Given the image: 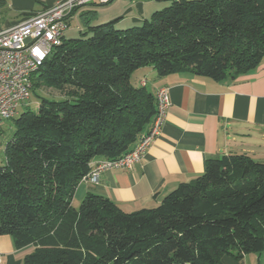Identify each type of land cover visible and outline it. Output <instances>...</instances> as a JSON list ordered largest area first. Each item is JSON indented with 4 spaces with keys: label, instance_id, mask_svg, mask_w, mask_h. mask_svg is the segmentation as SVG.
Segmentation results:
<instances>
[{
    "label": "trees",
    "instance_id": "obj_1",
    "mask_svg": "<svg viewBox=\"0 0 264 264\" xmlns=\"http://www.w3.org/2000/svg\"><path fill=\"white\" fill-rule=\"evenodd\" d=\"M171 1L141 27L86 21L33 77L39 104L14 120L0 165V236L34 247L22 264H223L264 252V163L247 154L209 160L152 209L127 213L96 193L73 205L97 159L129 153L151 128L157 100L141 70L234 81L264 62V0Z\"/></svg>",
    "mask_w": 264,
    "mask_h": 264
},
{
    "label": "crops",
    "instance_id": "obj_2",
    "mask_svg": "<svg viewBox=\"0 0 264 264\" xmlns=\"http://www.w3.org/2000/svg\"><path fill=\"white\" fill-rule=\"evenodd\" d=\"M57 1L0 0V29L41 13ZM133 2L138 7L136 15L133 8L117 13L110 7L102 14L83 17L102 6L81 8L71 18L70 28L73 23L81 31V24L90 20L97 24L120 20V28L129 22L139 24L146 16L145 3ZM130 15L133 17L129 18ZM141 76L148 86L152 85L155 95L160 88H170L171 106L160 135L133 169L105 171L99 184L81 181L73 200L75 207L88 193H96L127 213L152 209L180 185L202 176L213 158L247 154L264 163V62L234 81L188 74L159 79L152 68L141 70ZM102 160L97 159L94 164ZM33 250V246L19 250L12 238L0 236L2 264H22ZM223 264H264V252L245 255L241 260L226 255Z\"/></svg>",
    "mask_w": 264,
    "mask_h": 264
},
{
    "label": "built area",
    "instance_id": "obj_3",
    "mask_svg": "<svg viewBox=\"0 0 264 264\" xmlns=\"http://www.w3.org/2000/svg\"><path fill=\"white\" fill-rule=\"evenodd\" d=\"M114 0H58L56 4L13 26L0 29V124L15 119L20 106L30 99L33 77L62 44L75 11L92 6L107 5ZM157 112L153 124L129 153L112 160L98 162L82 180L99 184L108 170H131L142 160L157 136L160 135L171 106L170 88L156 93ZM2 127L0 126V137ZM0 264L2 258L0 257Z\"/></svg>",
    "mask_w": 264,
    "mask_h": 264
},
{
    "label": "rangeland",
    "instance_id": "obj_4",
    "mask_svg": "<svg viewBox=\"0 0 264 264\" xmlns=\"http://www.w3.org/2000/svg\"><path fill=\"white\" fill-rule=\"evenodd\" d=\"M133 1H137V0H115L110 5L97 7L95 9V11H93V12H94V14H96V12L102 14L104 10L111 7V10L115 9V12L120 13L121 11L125 10L126 8H128V9L133 8V11H134L133 15H136L137 11H138V7L136 6V3H134ZM140 2L145 3L146 16L144 17V20L151 19L155 12L162 11V10L166 9L172 3L171 0H140ZM89 15L91 16V14H89ZM133 15H130L129 18L133 17ZM102 17H104V16H102ZM144 20L139 24H133L132 22H129L127 24L128 26H124L125 28H123V29H128V28H132V27H141V26H143ZM90 23H91V25H100V24H97L99 22H96V20H92V22H90ZM81 25H82L81 30L84 32L88 26L84 23H82ZM117 27L119 28V27H121V25L119 24V25H117ZM70 30H71V32L67 34V40L79 39L82 37L80 30H77L76 24L72 23ZM148 89L150 91L154 92V88L152 87L151 84L148 86ZM40 92L42 95L50 97V98H54V99L64 98L66 95V90H56L54 88H48L45 86L43 88H41ZM38 104H39L38 97H36L34 94H31L30 99L27 100L26 102H24L20 106V108L18 109L19 114H21V113H23L29 109L35 110L37 108ZM15 119L9 120V121H3L0 124V126L3 129V134L0 137V165H3L5 162L6 145L13 139V136H14V131H15V121L14 120ZM81 203L82 202L76 203L77 209H80ZM7 236H9V235H7ZM9 237L11 238V236H9Z\"/></svg>",
    "mask_w": 264,
    "mask_h": 264
}]
</instances>
